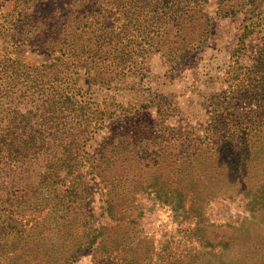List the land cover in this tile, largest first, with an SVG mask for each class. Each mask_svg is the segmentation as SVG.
Here are the masks:
<instances>
[{
  "label": "rangeland",
  "instance_id": "374dc122",
  "mask_svg": "<svg viewBox=\"0 0 264 264\" xmlns=\"http://www.w3.org/2000/svg\"><path fill=\"white\" fill-rule=\"evenodd\" d=\"M52 3L65 11L64 0L29 5L41 11ZM200 8L164 46L136 47L135 69L124 78L101 86L80 72L69 81L78 99L92 101L81 156L60 171L56 189L49 178L28 179L38 207L10 221L0 264H264V131L244 136L239 152L240 141L224 145L230 139L212 127L233 113L227 120L237 140L253 109L264 108L261 95L253 105L231 95L264 48V0L236 16L218 14L217 0H199ZM206 17L207 35L190 43ZM7 51L30 64L50 55L0 41V55Z\"/></svg>",
  "mask_w": 264,
  "mask_h": 264
},
{
  "label": "trees",
  "instance_id": "16d2710c",
  "mask_svg": "<svg viewBox=\"0 0 264 264\" xmlns=\"http://www.w3.org/2000/svg\"><path fill=\"white\" fill-rule=\"evenodd\" d=\"M262 1L217 0L218 14L252 12L260 9ZM29 2L0 0V41L4 49L24 45L32 51L50 52L48 61L39 64L12 57L8 51L0 55V250L9 245L10 221L38 207L33 204L40 197L28 179L38 175L43 183L49 178L56 189L60 171L76 166V159L81 156L84 136L92 124V101L78 99L70 92L69 81L80 72L89 82L101 86L124 78L126 72L135 69L136 47L164 46L173 28L178 31L174 36L180 34L184 22L195 21L190 13L201 12V8L196 9L199 0H80L74 8L69 5L72 0H64L65 11L53 3L37 11L33 8L35 2ZM209 25L206 17L202 34L192 33L189 42L194 44L196 38L207 35ZM258 49L255 63L244 67L247 76L231 90L232 97L240 103L256 104V95L264 101V48ZM253 73L255 78L251 77ZM252 81L255 84H250ZM260 81L263 83L257 88L256 82ZM253 110V121L241 129L239 139L231 138L234 127L227 118L233 113L222 119L216 116L213 133L229 138L223 143L227 146L240 141L239 152L244 151L248 143L244 136L264 131V108L259 105ZM54 193L57 200L63 196L58 190ZM24 231L17 229L18 234ZM244 246L239 241L238 247Z\"/></svg>",
  "mask_w": 264,
  "mask_h": 264
}]
</instances>
